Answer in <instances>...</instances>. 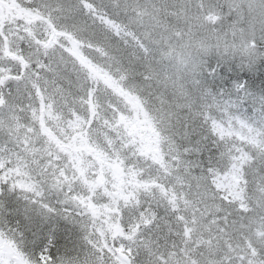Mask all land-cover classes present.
Segmentation results:
<instances>
[{
  "label": "snow or ice",
  "instance_id": "snow-or-ice-1",
  "mask_svg": "<svg viewBox=\"0 0 264 264\" xmlns=\"http://www.w3.org/2000/svg\"><path fill=\"white\" fill-rule=\"evenodd\" d=\"M243 129L264 0H0V264H154Z\"/></svg>",
  "mask_w": 264,
  "mask_h": 264
},
{
  "label": "trees",
  "instance_id": "trees-1",
  "mask_svg": "<svg viewBox=\"0 0 264 264\" xmlns=\"http://www.w3.org/2000/svg\"><path fill=\"white\" fill-rule=\"evenodd\" d=\"M221 159L199 195L180 198V222L153 244L154 264H264V134H226Z\"/></svg>",
  "mask_w": 264,
  "mask_h": 264
}]
</instances>
